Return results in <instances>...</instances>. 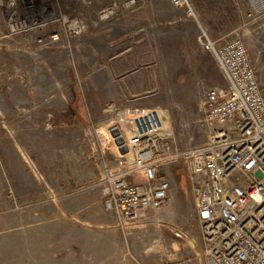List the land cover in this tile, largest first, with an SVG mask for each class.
<instances>
[{
  "label": "rangeland",
  "instance_id": "1",
  "mask_svg": "<svg viewBox=\"0 0 264 264\" xmlns=\"http://www.w3.org/2000/svg\"><path fill=\"white\" fill-rule=\"evenodd\" d=\"M54 1L13 31L0 10V264H203L180 164L165 204L125 232L100 181L118 153L109 104L161 106L178 149L206 140L202 96L225 82L199 26L170 0ZM190 2L210 37L241 36L264 86V17L248 20L245 0ZM84 157L95 177L81 182Z\"/></svg>",
  "mask_w": 264,
  "mask_h": 264
},
{
  "label": "built area",
  "instance_id": "2",
  "mask_svg": "<svg viewBox=\"0 0 264 264\" xmlns=\"http://www.w3.org/2000/svg\"><path fill=\"white\" fill-rule=\"evenodd\" d=\"M54 2L0 0V10L13 31L32 14L54 11ZM170 2L199 26L197 40L225 85L205 89L201 114L207 138L186 149L176 147L161 106H106L119 154L102 165L103 207L125 232L165 204L170 182L164 171L180 164L194 200L203 264H264V86L237 32L210 37L190 0ZM245 2L248 20L264 17V0Z\"/></svg>",
  "mask_w": 264,
  "mask_h": 264
},
{
  "label": "crops",
  "instance_id": "3",
  "mask_svg": "<svg viewBox=\"0 0 264 264\" xmlns=\"http://www.w3.org/2000/svg\"><path fill=\"white\" fill-rule=\"evenodd\" d=\"M114 65H115V69H114V67H113V70H114V71H117V70H116V63H115ZM71 115H72V116L68 117V119H77V117L81 118L80 115H79V112H78L77 108L74 110V108L71 107ZM105 143H106V144H105ZM103 145H104V147H105L104 149L107 150V152H108L109 154H111V155H113V156L116 155V150H115V148H114L110 143L106 142V140H105V141L103 142ZM87 150H92L93 153H91V154H92L93 156L97 154L96 152L94 153V151H95V148H94V147H91V146H90V148H88ZM83 155H84V154H83ZM88 156H90V155H88ZM85 162H86V163H85ZM81 165L84 167V169H85V173H81V174H82L81 177H76V179H77L78 181L83 182L82 180H84V178L87 179L86 181H89L90 178L95 177V172H94V170H93L92 167H91L92 165H91V163H90L89 161L86 160L85 157L82 159ZM77 171H78V170H77ZM100 172H101V171H98L99 174H100ZM197 239H198V236H197ZM198 252H199V251H198ZM200 255H201V254H200ZM181 264H183V263H181Z\"/></svg>",
  "mask_w": 264,
  "mask_h": 264
}]
</instances>
